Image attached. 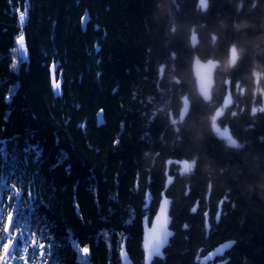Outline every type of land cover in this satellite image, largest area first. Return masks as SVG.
Segmentation results:
<instances>
[{
    "label": "trees",
    "instance_id": "1",
    "mask_svg": "<svg viewBox=\"0 0 264 264\" xmlns=\"http://www.w3.org/2000/svg\"><path fill=\"white\" fill-rule=\"evenodd\" d=\"M7 221L26 264H264V0H0Z\"/></svg>",
    "mask_w": 264,
    "mask_h": 264
},
{
    "label": "water",
    "instance_id": "2",
    "mask_svg": "<svg viewBox=\"0 0 264 264\" xmlns=\"http://www.w3.org/2000/svg\"><path fill=\"white\" fill-rule=\"evenodd\" d=\"M20 38L21 37H19L17 41H19ZM215 66H216V62H213V61H201L198 58H194L193 62H192V65H191V70H192V74H193V77H194V80H195V84H196L197 90L202 95V97L205 98V99L209 98V92H210V89L213 86V76H214ZM49 79H50V88H51L52 92L55 95H57V96L61 95L62 79H61V76H57L56 77V75L54 73V67L50 68ZM57 85H59V88H57ZM100 114H101L100 112H98V114H97L98 120L101 119V115ZM165 199H167V198H165V197L161 198V200L159 202V205H158V208H157V211L154 214V216L152 217V219L150 221V224L148 225L146 219H144L143 222H142V228H143L142 247H143L144 250H145L144 244H145V239H146L147 234H148V230L156 222V217L159 214L160 207H161V205H162V203H163V201ZM167 214H168V217H169V204H168V213ZM169 223H170V217H169ZM169 223H168V231L171 233V231L169 230ZM228 245H229V243L221 244L220 246L215 248L213 252L214 253L220 252L223 249L227 248ZM124 264H126V260H125Z\"/></svg>",
    "mask_w": 264,
    "mask_h": 264
},
{
    "label": "snow or ice",
    "instance_id": "3",
    "mask_svg": "<svg viewBox=\"0 0 264 264\" xmlns=\"http://www.w3.org/2000/svg\"><path fill=\"white\" fill-rule=\"evenodd\" d=\"M20 20L23 22L24 20V12L20 13ZM21 48L24 46L23 36L18 41ZM59 88V85H57ZM18 194V193H17ZM168 204L169 201L165 199L160 207L159 214L156 217V222L153 226L148 230L147 237L145 239L144 248L148 254V258L151 259L152 257L161 256V249L167 245L168 237L171 236V233L168 231ZM11 206V205H10ZM11 219V217H10ZM20 239H24L23 236ZM44 245H40L39 249H43ZM16 247H13L12 251H17ZM38 248L37 246L33 245L32 252L33 254L37 253ZM85 251H87L85 249ZM5 253H8V248L5 246ZM0 264H2V258H0Z\"/></svg>",
    "mask_w": 264,
    "mask_h": 264
},
{
    "label": "flooded vegetation",
    "instance_id": "4",
    "mask_svg": "<svg viewBox=\"0 0 264 264\" xmlns=\"http://www.w3.org/2000/svg\"><path fill=\"white\" fill-rule=\"evenodd\" d=\"M9 228L10 222L7 221L6 224L0 222V258H2V264H26L23 261L21 247L17 244V237L14 233L9 232ZM5 246L8 248L7 254L5 253ZM13 247L18 250L12 251ZM34 264H38V262L35 261Z\"/></svg>",
    "mask_w": 264,
    "mask_h": 264
},
{
    "label": "rangeland",
    "instance_id": "5",
    "mask_svg": "<svg viewBox=\"0 0 264 264\" xmlns=\"http://www.w3.org/2000/svg\"><path fill=\"white\" fill-rule=\"evenodd\" d=\"M216 131H217L219 134H221L222 136L227 137V132H226L225 130H222V131H220V130H216ZM181 165L185 167L187 164H186L185 162H182ZM163 197H164V196H163ZM169 225H170V223H169Z\"/></svg>",
    "mask_w": 264,
    "mask_h": 264
},
{
    "label": "clouds",
    "instance_id": "6",
    "mask_svg": "<svg viewBox=\"0 0 264 264\" xmlns=\"http://www.w3.org/2000/svg\"><path fill=\"white\" fill-rule=\"evenodd\" d=\"M248 26L247 22H241L240 24L237 25V28H246ZM239 51H243V49H239Z\"/></svg>",
    "mask_w": 264,
    "mask_h": 264
}]
</instances>
